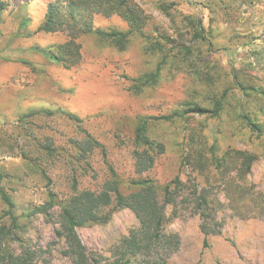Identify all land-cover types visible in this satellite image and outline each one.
<instances>
[{
    "label": "rangeland",
    "instance_id": "1",
    "mask_svg": "<svg viewBox=\"0 0 264 264\" xmlns=\"http://www.w3.org/2000/svg\"><path fill=\"white\" fill-rule=\"evenodd\" d=\"M51 1L0 0V8L5 7L0 14V172L10 175L4 185L13 196L17 214L45 203L53 186L14 145L26 144L35 156V139L50 136L65 153L68 138L78 134L75 123L65 116L36 117L27 123L22 120L25 114L64 108L79 115L107 146L110 160L128 181L139 177L131 139L140 118L182 114L194 104L211 108L213 95L230 89L220 117L187 113L152 125V137L165 145L166 152L147 177L161 191L176 178L184 184L177 204L167 209V230L181 238L180 249L169 264H264V135L255 134L240 116L244 110L264 125V94L246 95L233 80L237 72L241 82L264 93V0H136L151 17L147 34L160 30L176 46L193 47L188 61L172 57L177 50L171 52L160 82L142 92L133 90L134 80L154 72L162 57L147 52L148 42L140 34L123 51L95 35L81 37L83 58L73 68L39 52L68 39L65 33L38 32ZM27 19L32 22L23 26ZM199 19L204 22L206 41H193ZM95 26L129 30L117 15H98ZM24 127L32 129V137L25 135ZM214 144L220 157L231 149L256 155L251 173L241 179L229 164L227 172H220L210 164L209 148ZM94 160L100 170L102 154L97 152ZM201 161L205 164H198ZM59 175L60 167L55 171L56 188L67 193L68 184L58 180ZM203 193H208L209 212L219 226V234L210 236L208 244L198 210ZM6 211L0 199V225L7 219ZM59 214L56 209L51 217L39 215L23 221V237L40 251V264H73L56 234ZM138 228L135 214L123 209L108 224L81 228L79 234L89 250L112 262L122 240Z\"/></svg>",
    "mask_w": 264,
    "mask_h": 264
},
{
    "label": "trees",
    "instance_id": "2",
    "mask_svg": "<svg viewBox=\"0 0 264 264\" xmlns=\"http://www.w3.org/2000/svg\"><path fill=\"white\" fill-rule=\"evenodd\" d=\"M4 9L2 5L0 14ZM98 15L120 16L128 23L129 30L96 28L95 18ZM150 19L136 0H52L38 32L65 33L68 39L53 48L37 50L64 67L73 68L78 66L83 58V48L79 43L81 37L95 35L123 51L127 49L132 38L140 34L148 42L147 52L162 57L154 72L134 80L133 90L142 92L145 87L160 82L169 59L183 56L185 61H188L187 58L193 55L192 46L185 43L176 46L174 39L160 30H156V35L147 34L145 30L150 24ZM30 22L31 19H27L23 26ZM196 40H207L203 19L198 20L193 31V41ZM175 50L177 52L172 56L170 53ZM233 78L235 87L244 94H264L256 86L241 82L237 72L233 73ZM229 92L230 89L225 90L221 96L216 92L212 97L211 108L194 104L193 108L182 114L140 118L131 139L134 171L139 177L130 178L128 181L110 160L107 146L87 128L85 119L79 115L64 108H40L25 114L22 120L27 123L36 117L49 119L56 115L65 116L75 123L78 134L68 138L69 149L65 153L58 150L54 138L50 136L41 140L35 139L38 152L35 156L25 148L26 144L14 145L23 158L53 187L49 189L45 203L28 208L22 215H18L13 196L4 185L10 175L0 172V199L7 207V219L0 225V264H40V251L29 245L23 237V221H31L39 215L51 217L56 209L60 210V227L56 234L64 242V254L73 264H130L132 261L143 264H169L171 257L180 249L181 238L167 230V209L168 206L177 204L184 184L176 178L161 191L156 182L147 177L156 167L159 157L166 152L165 145L152 137L151 127L155 122H172L187 113L220 117ZM240 116L255 134L264 135V125L253 121L252 116L244 110ZM21 130L27 137L33 136L31 128L24 127ZM217 150L216 144L209 148L210 164L221 170L220 172H227L229 168L226 165L229 164L236 168L241 179L251 173L257 160L256 155L246 151L231 149L224 157H220ZM97 152L103 156V167L100 170L94 160ZM58 167L62 169L58 180L68 184V192L64 194L56 188L58 181L55 179V171ZM210 205L208 193H203L199 197L198 210L203 221L202 232L207 238L206 244L210 236L219 234V226L214 223V218L209 212ZM123 209L131 210L135 214L139 228L132 230L122 240L115 251V260L107 261L88 249L80 237L79 229L106 225L112 220L115 212Z\"/></svg>",
    "mask_w": 264,
    "mask_h": 264
}]
</instances>
